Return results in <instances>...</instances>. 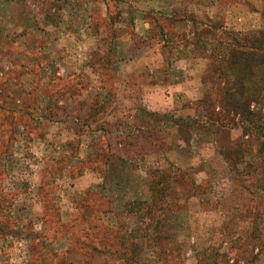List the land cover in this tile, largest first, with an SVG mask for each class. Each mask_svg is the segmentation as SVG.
<instances>
[{"label":"rangeland","instance_id":"rangeland-1","mask_svg":"<svg viewBox=\"0 0 264 264\" xmlns=\"http://www.w3.org/2000/svg\"><path fill=\"white\" fill-rule=\"evenodd\" d=\"M257 118L264 0H0V264H264Z\"/></svg>","mask_w":264,"mask_h":264},{"label":"trees","instance_id":"trees-1","mask_svg":"<svg viewBox=\"0 0 264 264\" xmlns=\"http://www.w3.org/2000/svg\"><path fill=\"white\" fill-rule=\"evenodd\" d=\"M203 31L200 34H197L196 38H198L197 40H199L200 45H202L203 40H201V35H203ZM202 49V48H201ZM203 51V50H202ZM205 54V53H204ZM220 57V54H218L216 57H213L211 59V65H213L214 61L216 58ZM214 66V65H213ZM258 116L260 117V115H262L260 112L258 111H254L253 113H248V116ZM241 135L249 137L246 140H241L239 141V145H246V147H248V145L250 146H255V151H256V155L260 157L257 158L259 161L256 162V165L263 163L262 165H264V123L262 122V120H260V118H257L255 120V122L252 121H247V123H245V126L243 128V132L241 133ZM242 136V137H243ZM236 153H243V149H239L236 148ZM228 154H225V156ZM231 166H235V163L232 164ZM264 171V170H263ZM238 173L240 172H244L247 173L246 171L242 170H237ZM262 189V188H260ZM264 200V199H263ZM134 259L133 255H130L129 257V262L128 264L131 262V260Z\"/></svg>","mask_w":264,"mask_h":264},{"label":"crops","instance_id":"crops-1","mask_svg":"<svg viewBox=\"0 0 264 264\" xmlns=\"http://www.w3.org/2000/svg\"><path fill=\"white\" fill-rule=\"evenodd\" d=\"M167 53H171V52H169V51H167ZM84 55H85V57H84ZM77 56H82V57H84V58H82V59H84V61H86L87 62V58H88V56H89V51H85V52H81L80 54H78ZM85 63V62H84ZM83 63V64H84ZM168 67V66H167ZM170 67L171 66H169V69H170ZM184 82H187V81H183L182 79H180L179 78V82H178V89H179V93L180 92H183L184 91V94H186V95H195V96H198L199 95V89H197V85H195V84H193V86H192V88H191V90L190 91H187L186 89L184 90V87H186L185 85H184ZM190 83L191 82H187V84L186 85H190ZM193 83H195V82H193ZM201 96V95H200ZM200 98V97H199ZM199 98H197V99H199ZM197 99H195V100H197Z\"/></svg>","mask_w":264,"mask_h":264}]
</instances>
